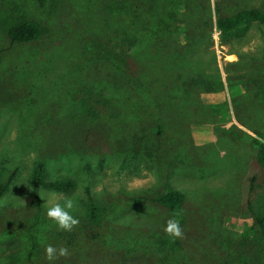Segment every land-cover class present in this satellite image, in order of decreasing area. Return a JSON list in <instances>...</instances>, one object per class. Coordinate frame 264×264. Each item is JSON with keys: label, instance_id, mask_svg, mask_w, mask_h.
Masks as SVG:
<instances>
[{"label": "rangeland", "instance_id": "1", "mask_svg": "<svg viewBox=\"0 0 264 264\" xmlns=\"http://www.w3.org/2000/svg\"><path fill=\"white\" fill-rule=\"evenodd\" d=\"M102 1L0 0V185L12 174L0 196V264H264L253 218L264 214V169L251 145L254 132L264 138V23L229 42L215 28L217 16L264 12V0H123L142 21L169 19L167 51L179 52L168 61L155 45L138 69L128 57L130 81L106 31L133 15L108 16ZM17 18L40 36L10 42L4 27ZM190 75L209 83L186 94ZM39 160L74 186L38 187L36 209L27 178ZM167 189L183 195L175 210L156 200ZM65 199L79 221L71 231L46 216ZM90 201L104 209L99 224L86 219ZM173 216L181 237L163 230ZM48 244L69 254L49 261Z\"/></svg>", "mask_w": 264, "mask_h": 264}, {"label": "trees", "instance_id": "2", "mask_svg": "<svg viewBox=\"0 0 264 264\" xmlns=\"http://www.w3.org/2000/svg\"><path fill=\"white\" fill-rule=\"evenodd\" d=\"M103 10L108 16H114L116 14H124L125 17L133 15L135 19L121 21L115 23L110 21L108 24L109 30L106 31L108 52L109 56H113L114 59L119 61L116 65L121 70L120 77L125 81H130L125 76L126 72H131L132 68L126 65V59H134L136 69L139 68V63L146 61L147 52L155 45H160L165 49L164 53L168 56V61L174 59L177 56L178 49L176 47L167 51V42L169 41V33L173 32L170 28L168 20L157 18L154 22L137 18L134 14V8L131 4L126 3L123 0H103ZM158 4H154L150 9L156 11ZM158 14V12H154ZM254 22L264 23V12L258 9H241L230 15L217 16L215 19V28L219 32V38L222 42H229L232 39L240 38L247 28ZM171 30V31H170ZM4 32L7 35L10 42H29L36 40L40 36V30L38 26L27 19L17 18L7 21L4 27ZM135 46V47H134ZM143 48V49H142ZM129 49V51H128ZM157 52L155 56L160 55V49L153 50ZM133 56V57H132ZM153 57V53L150 52V58ZM145 66L143 63H140ZM135 69H133L134 71ZM174 75V74H173ZM209 83L206 79H196L192 75L184 81L182 86L185 87L186 94L188 92V86L192 85H207ZM207 92L204 90L203 93ZM180 93V92H179ZM186 104V103H185ZM156 111H151V114ZM251 145L256 149L255 159L257 164L264 169V138L260 132H254V137L251 139ZM12 179V174L9 175L6 181L0 185V196L6 191L8 185ZM28 184L31 188L32 197L35 203L36 209H39V198L37 195L38 187H45L54 192H67L74 186L73 182L69 179L59 178L52 179L47 176L46 168L42 161H36L31 168L28 175ZM90 199V198H89ZM183 195L174 189H167L164 194L159 196L156 200L162 205L166 206L170 210H175L182 202ZM104 209H99L92 201L89 202L88 208L85 210L86 219L91 224H99L101 221L100 215L97 212L103 213ZM254 222L262 237L264 243V214L254 215ZM98 221V222H97ZM94 235V234H92ZM91 234L88 237L91 239ZM264 247V246H263Z\"/></svg>", "mask_w": 264, "mask_h": 264}, {"label": "clouds", "instance_id": "3", "mask_svg": "<svg viewBox=\"0 0 264 264\" xmlns=\"http://www.w3.org/2000/svg\"><path fill=\"white\" fill-rule=\"evenodd\" d=\"M44 198L52 200L54 199V196L49 195L48 197ZM0 204H2V202H0ZM73 207V199H65L62 204L59 202L50 203V205L46 209V216L49 220L56 224L58 229L71 231L73 227L79 222L78 219L71 214V210L73 209ZM163 230L165 233L173 237L182 236V232L179 227V221L174 216L165 221ZM44 252L46 259H48L49 261L55 260L57 256H66L69 254V251L66 247H54L51 244L45 245Z\"/></svg>", "mask_w": 264, "mask_h": 264}, {"label": "crops", "instance_id": "4", "mask_svg": "<svg viewBox=\"0 0 264 264\" xmlns=\"http://www.w3.org/2000/svg\"><path fill=\"white\" fill-rule=\"evenodd\" d=\"M189 105L190 104L187 105V112L188 113L198 114V122L202 123L205 126H212V124H213V117H212V115H205V116L204 115H201V114L199 115V112L196 113L197 111L194 110V109H192L191 108L192 106L190 107ZM186 129H187L186 126L181 127L178 130L180 132V133L178 132L179 134L175 131L174 128L172 129V131H175L176 134H178L179 136L187 137V135L189 133H188V131Z\"/></svg>", "mask_w": 264, "mask_h": 264}]
</instances>
